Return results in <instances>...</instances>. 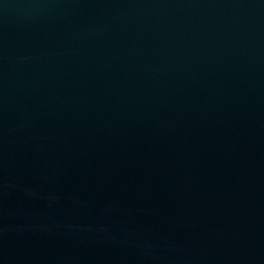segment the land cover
Wrapping results in <instances>:
<instances>
[{
  "label": "water",
  "instance_id": "1",
  "mask_svg": "<svg viewBox=\"0 0 264 264\" xmlns=\"http://www.w3.org/2000/svg\"><path fill=\"white\" fill-rule=\"evenodd\" d=\"M0 264H264V0H0Z\"/></svg>",
  "mask_w": 264,
  "mask_h": 264
}]
</instances>
